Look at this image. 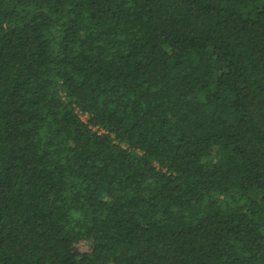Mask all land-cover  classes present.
<instances>
[{
  "label": "trees",
  "instance_id": "obj_1",
  "mask_svg": "<svg viewBox=\"0 0 264 264\" xmlns=\"http://www.w3.org/2000/svg\"><path fill=\"white\" fill-rule=\"evenodd\" d=\"M0 264H264V0H0Z\"/></svg>",
  "mask_w": 264,
  "mask_h": 264
}]
</instances>
